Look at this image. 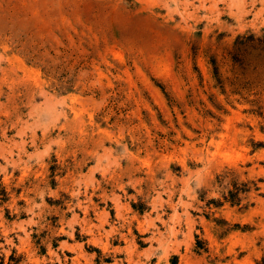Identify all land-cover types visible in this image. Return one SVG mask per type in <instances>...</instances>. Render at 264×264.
I'll return each instance as SVG.
<instances>
[{
  "label": "rangeland",
  "instance_id": "obj_1",
  "mask_svg": "<svg viewBox=\"0 0 264 264\" xmlns=\"http://www.w3.org/2000/svg\"><path fill=\"white\" fill-rule=\"evenodd\" d=\"M0 264H264V0H0Z\"/></svg>",
  "mask_w": 264,
  "mask_h": 264
}]
</instances>
